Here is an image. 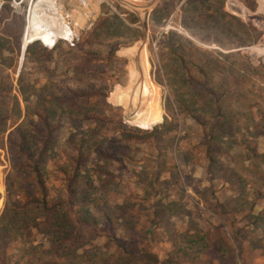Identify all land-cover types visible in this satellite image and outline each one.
I'll use <instances>...</instances> for the list:
<instances>
[{"label":"rangeland","instance_id":"1","mask_svg":"<svg viewBox=\"0 0 264 264\" xmlns=\"http://www.w3.org/2000/svg\"><path fill=\"white\" fill-rule=\"evenodd\" d=\"M34 1L0 0L8 123L28 111L30 132L53 139L51 190L73 157L96 198L89 224L75 223L68 239L0 221V264H149L144 251L159 264L170 253L177 264H264V0ZM194 85L209 95L187 106ZM46 95L56 105L48 124L34 112L45 115L37 101ZM212 105L231 124L215 140L195 120L216 122ZM35 152L0 148V215L6 201L25 203L20 191L34 192Z\"/></svg>","mask_w":264,"mask_h":264},{"label":"trees","instance_id":"2","mask_svg":"<svg viewBox=\"0 0 264 264\" xmlns=\"http://www.w3.org/2000/svg\"><path fill=\"white\" fill-rule=\"evenodd\" d=\"M223 14L228 15L227 13ZM228 16L234 18L232 17V15ZM248 29H252L254 32H256L255 39H258V37L260 36V31H258L255 27L250 24H245L239 21V26L237 28L238 31L247 32ZM58 31L59 30H57L56 32ZM73 34L74 32H71V35ZM41 40L46 42L44 39ZM56 41H54L53 43H46L52 45ZM250 42V40L238 41L239 44H248ZM22 43L25 45L28 44L23 41V38ZM2 50L3 46L0 40V54ZM249 67L254 70L252 66L249 65ZM258 68L264 69V65L261 64L260 66H258ZM253 74H255V72H253ZM260 78V82L264 84V78L261 76ZM7 80L8 79L6 77L0 76V148L5 149L11 144L17 143L19 151L21 152L24 149L28 150L29 148L35 147V160L33 161L32 165H25L28 167L31 166L30 168L32 170L33 178L35 180L33 181L35 190L33 193H29L26 189L24 191H20V197L26 200L24 204H9L6 201L4 209L0 215V221L5 227L12 228L17 231L21 230L24 225H27L23 229H27L26 227L43 228L46 232L51 234V238L53 240L60 239L63 237L68 239L73 233L75 223L87 225L90 222V211L87 209V207L89 208V206L94 202L96 198V196L93 195V192L95 191L94 179L90 178L87 174H83L80 170L79 165L77 163H73L72 157L70 158V160L65 162L66 164L63 165L62 163L58 165V168L63 174L62 181H59L58 185H53L52 190L48 187L47 181H45L48 176L46 169L47 157L45 156V153L49 151V146L50 143L52 144L53 139L45 138L41 140L38 138L39 134L37 132H30L31 130L27 125V116L30 115V112L28 111H26V116L20 122L17 121L18 118L16 117L13 121H10L8 123V120L10 118L9 106L11 105V83ZM194 88L193 92L196 95H194L195 99L191 100L190 103H187V106L193 107L195 104L198 103V99L201 95L202 97H204V100L202 99V101H205L206 94L209 95L207 89L200 90L199 88H197L196 85H194ZM22 90L23 92H25L29 91L30 89L29 87H27V89L23 88ZM51 96L52 95L42 96L41 100L39 99L37 101L38 104H42V110L46 111H44L45 115H40L38 107H34V110H36L34 111L35 114H37L38 117L43 119L46 124H48V117H46V115H49V113L51 112V110L49 109H53V107L56 106L54 104L55 97ZM182 102H184V99H182ZM213 104H215L214 100ZM207 106L209 109L208 103L202 104L203 109H205ZM212 106H216V122L211 120L207 121L206 123H203V121L199 118L194 119L198 123L207 124L213 132L212 139L215 140V138H219V135L223 134V132H229L231 124L227 121V117H225L228 112V109L224 110L219 105ZM88 110L89 108L86 110V112ZM80 112L81 111L77 113ZM221 116L223 119L218 120ZM86 118L93 119L98 123V118L96 117V115H94V113H92L90 117ZM10 128H12V130L8 131ZM261 130L262 136H264V126H261ZM15 135L18 139L14 137ZM38 142H41L39 148L37 145ZM81 142L85 144H91L89 135L86 134L85 138L82 139ZM94 143L95 145H98L101 142L99 143L97 141H94ZM96 150L99 154V147H97ZM24 155L26 159L29 160L30 157L34 156V151L28 154L24 153ZM208 155L210 156L209 152ZM210 160L212 162L214 160L212 155L210 157ZM190 240L189 241L192 243V245L199 246L200 243L197 239L190 238ZM169 255L170 256L168 258V263L177 264V259L173 260L174 257H172V253H170ZM141 256H144V259L149 264H159L160 260L155 254L144 251ZM13 264L27 263L21 261L19 258L16 259Z\"/></svg>","mask_w":264,"mask_h":264},{"label":"bare ground","instance_id":"3","mask_svg":"<svg viewBox=\"0 0 264 264\" xmlns=\"http://www.w3.org/2000/svg\"><path fill=\"white\" fill-rule=\"evenodd\" d=\"M35 1H36V0H35ZM35 1H34V2H35ZM30 4H31V7H32L33 2L30 3ZM39 4H40V3H37V4H36V8H35L36 12L38 13L37 16H40V15H41V12H40V10H39L41 7H40ZM31 7H30V12H32ZM59 7H61V6H59ZM59 7H58V9H60ZM60 10H61V9H60ZM60 10H59V11H60ZM60 14H61V16H60V19H59V23L62 24V25H63V24H66V22H65V16H63V13H62L61 11H60ZM57 30H59V27H57L56 31H57ZM53 32H55V29H54V28H53L52 33H53ZM57 35H58V34H57ZM57 35H56V36H53V35H52L49 39L53 41V40H55V38L57 37Z\"/></svg>","mask_w":264,"mask_h":264},{"label":"water","instance_id":"4","mask_svg":"<svg viewBox=\"0 0 264 264\" xmlns=\"http://www.w3.org/2000/svg\"><path fill=\"white\" fill-rule=\"evenodd\" d=\"M24 49H25V48H24ZM24 49H23V50H24Z\"/></svg>","mask_w":264,"mask_h":264}]
</instances>
